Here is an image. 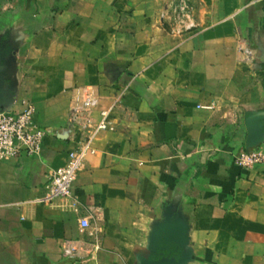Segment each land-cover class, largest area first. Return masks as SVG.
Listing matches in <instances>:
<instances>
[{
    "label": "crops",
    "instance_id": "crops-1",
    "mask_svg": "<svg viewBox=\"0 0 264 264\" xmlns=\"http://www.w3.org/2000/svg\"><path fill=\"white\" fill-rule=\"evenodd\" d=\"M177 1L0 0V106L47 129L76 87L113 106L69 197L35 201L70 149L52 132L0 160V264H264V164L232 161L264 150V0H182L189 30Z\"/></svg>",
    "mask_w": 264,
    "mask_h": 264
},
{
    "label": "built area",
    "instance_id": "built-area-1",
    "mask_svg": "<svg viewBox=\"0 0 264 264\" xmlns=\"http://www.w3.org/2000/svg\"><path fill=\"white\" fill-rule=\"evenodd\" d=\"M186 4L178 0L175 7L176 22L185 30L193 27V22L181 21ZM241 50V48H240ZM246 56L248 48L243 49ZM112 105L101 107L99 98L90 86L71 89L65 123L57 129H47L33 119V107L24 103L19 109L0 108V160L15 159L23 155L38 156L46 136L53 133L70 145L67 158L59 168L49 171L44 184L45 193L35 201H50L54 198L69 197L73 183L87 154L93 152L95 139L106 130H112L110 114ZM232 161L243 168L264 164V150L259 147L239 150ZM100 207L88 205L87 213L79 218L82 231L91 227V219L100 214ZM98 242L86 238L64 239L60 245L62 255L78 262L90 258L98 250Z\"/></svg>",
    "mask_w": 264,
    "mask_h": 264
},
{
    "label": "water",
    "instance_id": "water-1",
    "mask_svg": "<svg viewBox=\"0 0 264 264\" xmlns=\"http://www.w3.org/2000/svg\"><path fill=\"white\" fill-rule=\"evenodd\" d=\"M3 106H0V108H2Z\"/></svg>",
    "mask_w": 264,
    "mask_h": 264
}]
</instances>
